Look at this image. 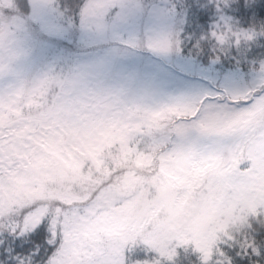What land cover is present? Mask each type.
<instances>
[{
  "label": "snow or ice",
  "instance_id": "snow-or-ice-1",
  "mask_svg": "<svg viewBox=\"0 0 264 264\" xmlns=\"http://www.w3.org/2000/svg\"><path fill=\"white\" fill-rule=\"evenodd\" d=\"M215 2L222 23L209 35L221 51L264 36V25L239 28L222 14L229 0ZM28 5L25 17L15 0H0V76L12 72L28 20L61 34L43 13L99 38L110 33L114 43L95 65L0 89V264H178L189 250L199 264L260 257L247 233L238 240L231 229L178 228L154 209L183 200L220 205L231 211L230 223L264 226V61L249 85L217 87L193 79L210 70L191 59L192 49L181 55L187 45L180 32L120 35L139 3ZM137 51L158 58H148L154 69L106 84L99 69L108 59Z\"/></svg>",
  "mask_w": 264,
  "mask_h": 264
},
{
  "label": "trees",
  "instance_id": "trees-1",
  "mask_svg": "<svg viewBox=\"0 0 264 264\" xmlns=\"http://www.w3.org/2000/svg\"><path fill=\"white\" fill-rule=\"evenodd\" d=\"M28 2V0H26ZM141 5L140 21L143 23L148 17V13L153 7L163 6L171 20V30L178 31L181 38L187 45V48L181 53L185 55L189 49L193 50L191 59L197 63L201 69L210 70L207 76H202L205 83L209 79L213 80L215 86H225V80L229 75H233L236 79H240L241 84L249 85L253 79V68H258L260 61H264V36H257L254 41L247 43L241 42L240 45L235 43L227 44L224 50L221 51L216 42L210 37L209 33L216 23L220 22L217 12V4L215 0H134ZM23 16L26 15L25 0H15ZM63 4L66 0H60ZM21 7V8H20ZM222 14L232 18L233 23L243 29L255 28L260 30V26L264 25V0H254L253 8L245 6V0H229V4L225 7L220 6ZM174 8V10H172ZM193 9L197 15L193 16ZM5 15H9L4 11ZM16 14V13H15ZM53 17V16H52ZM57 27L62 29L59 35H48L41 29V23L37 22L32 25L29 20L26 22V33L28 37L25 39V45L20 47L18 42L17 48L19 55L12 64V75H6V79H11L15 86L20 83H30L41 74L44 75L50 70L58 75H64L76 68V65L84 60L87 54H96L98 50L103 52L110 50L114 41L108 34L106 39L98 42H84L80 36L82 29L77 24L69 27L63 21L57 20ZM29 22V23H28ZM146 34L144 29H140L137 37L143 38ZM126 39L125 36H122ZM204 37V39H201ZM23 44V42L21 43ZM199 45V47H196ZM92 47V48H91ZM88 49V50H87ZM93 49L95 51H93ZM151 54L145 51H137L132 55L114 56V66L109 77L113 76L119 63H124L126 60L132 65L137 63L138 74L151 72L154 65L148 61ZM217 57H219L217 59ZM152 60H157L156 57H151ZM176 57H173V62ZM168 67V65H165ZM150 68V70H148ZM136 74V72H135ZM199 75V74H198ZM197 75V76H198ZM197 76L193 77L197 80ZM3 82L0 89H6ZM243 166V165H241ZM247 233L255 237L257 243L261 246L262 255L260 257H241L234 255V264H252V261H259V264H264V226L252 222V228L242 229L240 233H236L237 239L240 240L243 234ZM232 253L240 251L239 245L231 249ZM178 264H199L195 253H184L178 258Z\"/></svg>",
  "mask_w": 264,
  "mask_h": 264
},
{
  "label": "rangeland",
  "instance_id": "rangeland-1",
  "mask_svg": "<svg viewBox=\"0 0 264 264\" xmlns=\"http://www.w3.org/2000/svg\"><path fill=\"white\" fill-rule=\"evenodd\" d=\"M129 3L131 4H135L137 3L134 0H129ZM21 8V7H20ZM5 12H7L9 15H15V13L11 10H4ZM25 11L27 12L26 15H30L31 14V8L28 5V2L25 0ZM140 9H132L130 11L129 14V18L127 23L123 24L119 29V33L121 36H125L126 39L129 36H136L139 33V25H140V29L142 28V30L144 29V33L147 34L150 31L154 30V29H158V28H163L166 30H171V20L168 17L167 12L165 11L163 6H156L153 7L150 12L148 13V17H146L145 21L143 23H139L140 21ZM42 18L45 22H47L48 24L57 27V23L55 22L54 18L51 15H48L47 13H43L42 14ZM29 22L32 25H36L37 22L41 23L39 20H29ZM28 22V23H29ZM27 26V25H26ZM26 26H25V32L23 33V36L26 38L28 37V34L26 33ZM110 37L111 34L109 33ZM80 36L82 37L84 42H89L87 43L88 45L90 44V42H98V41H103L106 39L105 38H99L97 36H95V34L93 33H89L86 32L84 30H82V32H80ZM24 37H20L19 42H20V47L25 45V39ZM23 42V44H21ZM95 50H98L96 54L92 53V54H87L84 56V60H81L77 65L76 68L83 66V65H95L97 64V62L103 58H105L106 54L109 52V50H106L103 52L102 49H97V46H95ZM92 48V47H91ZM88 50V49H87ZM93 49V51H95ZM114 56L110 57L107 61V63L99 69V71L102 74V78L104 79V82L106 84H112V83H116L118 80L129 77V76H136V77H140L143 75H146L147 73H143V75H139L138 71H137V63L136 61L132 63V65L129 64V62H127V60L124 63H119L118 67L116 68V72L113 76L109 77L110 72L113 69L114 66ZM149 61V60H148ZM13 70V69H12ZM150 70V68L148 69ZM136 72V74H135ZM8 75H12L11 73ZM42 75L39 74L36 79H38L39 77H41ZM197 80H201V81H205L204 79H202L203 77L200 76V74L197 76ZM35 79V80H36ZM4 81L5 83V87L9 88L10 86H15V84L12 82L11 79H6L5 76H0V87L2 85ZM225 86L228 87H244L246 85L241 84L240 79H236L233 75H229L227 77V79L225 80ZM243 166H241V168H246L248 166H250V162H245L244 164H242Z\"/></svg>",
  "mask_w": 264,
  "mask_h": 264
},
{
  "label": "clouds",
  "instance_id": "clouds-1",
  "mask_svg": "<svg viewBox=\"0 0 264 264\" xmlns=\"http://www.w3.org/2000/svg\"><path fill=\"white\" fill-rule=\"evenodd\" d=\"M163 212L166 217L174 221V226L189 230H219L231 229L240 233L245 224L231 222V211L220 205L198 206L187 200L169 201L161 207L154 209L155 212ZM264 225V221L261 222Z\"/></svg>",
  "mask_w": 264,
  "mask_h": 264
}]
</instances>
